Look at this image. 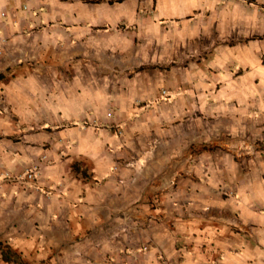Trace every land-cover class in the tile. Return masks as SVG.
<instances>
[{
    "label": "crops",
    "instance_id": "obj_1",
    "mask_svg": "<svg viewBox=\"0 0 264 264\" xmlns=\"http://www.w3.org/2000/svg\"><path fill=\"white\" fill-rule=\"evenodd\" d=\"M89 1L0 0V55L23 65L16 109L42 121L29 125L24 140L51 141L39 155L54 161L41 173L47 189L21 190L29 214L20 222L30 231L13 234L12 246L29 264H264V154L241 167L245 121L212 120L198 136L195 120L173 129L163 121L103 122L89 99L95 87L87 98L61 92L60 108L46 100L55 92L40 81L51 76L33 65L69 59L71 49L83 54L102 23L117 39L126 32L121 23H149L138 11L143 0ZM195 1L156 0L153 25L142 31L156 34L161 22L191 16ZM259 68L255 79L264 78ZM249 106L239 105L241 116ZM258 119L256 135L264 137V111ZM11 249L10 259L17 256Z\"/></svg>",
    "mask_w": 264,
    "mask_h": 264
},
{
    "label": "rangeland",
    "instance_id": "obj_2",
    "mask_svg": "<svg viewBox=\"0 0 264 264\" xmlns=\"http://www.w3.org/2000/svg\"><path fill=\"white\" fill-rule=\"evenodd\" d=\"M195 2L196 11L191 16L161 22L156 34H147L142 30L153 25L148 14L156 0H143L139 6L143 11H138L149 22L145 27L123 22L117 28L126 32L117 39L115 28L113 32L102 23V33L92 37L91 47L83 54L71 49L69 59L56 57L53 63L33 65L51 76L40 81L55 92L46 100H53L50 103L60 108L61 92L67 91L70 98L78 93L86 97L87 89L95 87L89 99L100 109L103 122L163 121L161 125L173 129L195 120L198 136L202 135L200 128L212 120L245 121L248 132L243 137L249 143H244L238 157L246 170L255 152L264 154V137H257L255 129L260 123L258 113L264 111V96H257L255 89H264V78L251 76L257 63L264 71V0ZM20 65L15 56L6 60L0 55V260L5 264H29L11 240L17 231H30L29 224L20 222L29 214L27 198L19 200L21 190L47 189L48 185H39L41 173L54 162L39 155L40 149L52 150L51 141L42 146L24 140L29 125L42 121L40 117L29 120L28 114L16 109L19 79L15 74ZM244 103L251 105L250 118L238 110ZM119 129L117 132H124ZM38 155L40 159H35ZM10 246L17 252V256L11 253V259Z\"/></svg>",
    "mask_w": 264,
    "mask_h": 264
},
{
    "label": "built area",
    "instance_id": "obj_3",
    "mask_svg": "<svg viewBox=\"0 0 264 264\" xmlns=\"http://www.w3.org/2000/svg\"><path fill=\"white\" fill-rule=\"evenodd\" d=\"M30 176H32V175H30Z\"/></svg>",
    "mask_w": 264,
    "mask_h": 264
}]
</instances>
